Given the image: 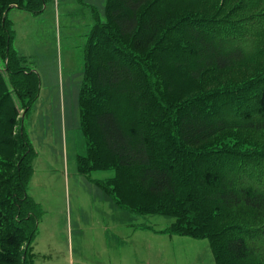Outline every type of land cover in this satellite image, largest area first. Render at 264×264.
<instances>
[{
    "label": "trees",
    "instance_id": "obj_1",
    "mask_svg": "<svg viewBox=\"0 0 264 264\" xmlns=\"http://www.w3.org/2000/svg\"><path fill=\"white\" fill-rule=\"evenodd\" d=\"M51 1L0 0V264L34 263L42 213L20 122L40 77L13 46L8 10L40 14ZM226 1L106 0L105 19L94 12L76 168L112 170L93 181L118 207L172 216L162 231L207 239L215 264H264V137L252 138L264 131V28L244 0ZM226 131L231 146L209 141Z\"/></svg>",
    "mask_w": 264,
    "mask_h": 264
},
{
    "label": "rangeland",
    "instance_id": "obj_2",
    "mask_svg": "<svg viewBox=\"0 0 264 264\" xmlns=\"http://www.w3.org/2000/svg\"><path fill=\"white\" fill-rule=\"evenodd\" d=\"M105 1L56 0L38 15L8 10L15 29L14 47L40 77L39 96L20 120L37 151L27 187L42 208L33 264H120L122 260L124 264H215L207 239L164 233L174 221L172 216L123 210L76 171L77 155L86 151L78 104L83 48L94 12L105 19ZM244 5L248 8L244 14L258 15L253 16L259 21L252 28H264V0H244ZM194 87L199 86L190 88ZM228 131L226 137L217 134L209 141L227 140L231 146ZM252 135L253 140L260 139L264 131ZM113 173L95 170L90 178L105 179Z\"/></svg>",
    "mask_w": 264,
    "mask_h": 264
},
{
    "label": "crops",
    "instance_id": "obj_3",
    "mask_svg": "<svg viewBox=\"0 0 264 264\" xmlns=\"http://www.w3.org/2000/svg\"><path fill=\"white\" fill-rule=\"evenodd\" d=\"M56 2V0H53V1H51V2H49L50 4L51 3H55ZM48 3V4H49ZM48 4H46L45 5V7L48 5ZM45 7H44V9H45ZM11 8H18V7H16V6H12ZM18 9H20V8H18ZM21 10H23V9H21ZM26 11V10H25ZM38 15V14H37ZM9 18V17H8ZM11 21V20H10ZM11 23H12V21H11ZM12 26H13V23H12ZM14 38H15V29H14ZM13 46H14V39H13ZM15 48V47H14ZM15 50H16V48H15ZM17 51V50H16ZM18 53V52H17ZM35 148V147H34ZM78 155H80V154H78ZM77 155V156H78ZM36 157H37V155H36ZM35 157V158H36ZM35 158L33 159V166L35 165ZM77 159V158H76ZM76 171H77V168H76ZM78 172V171H77ZM33 173H34V167H33ZM79 173V172H78ZM33 175V174H32ZM79 175H81L80 173H79ZM83 176V175H82ZM85 176V175H84ZM32 177V176H31ZM87 178H89L88 176H86ZM31 179V178H30ZM93 179H96V178H89L88 180H89V182H91L92 184H95V185H97L96 183H94V181H93ZM68 186H69V184H68ZM98 186V185H97ZM99 187V186H98ZM100 188V187H99ZM101 189V188H100ZM102 190V189H101ZM28 191H29V189H28ZM103 191V190H102ZM104 192V191H103ZM105 193V192H104ZM105 194H107V193H105ZM108 196H110V195H108ZM111 197V196H110ZM112 198V197H111ZM36 202H38V201H36ZM40 203V202H39ZM120 208V207H119ZM124 210V209H123ZM126 210V209H125ZM132 212V211H131ZM166 228V227H165ZM38 230H39V222H38ZM38 230H37V233H38ZM165 233V232H164ZM37 235V234H36ZM170 235V234H169ZM170 236H176V235H170ZM36 238V237H35ZM189 238H192V237H189ZM194 239H197V238H194ZM34 241H35V239H34ZM34 241H33V243H32V250H33V252H34V246H33V244H34ZM35 253V252H34ZM212 253V252H211ZM123 261V260H122ZM122 261H121V263L120 264H124V263H122ZM126 261V260H125Z\"/></svg>",
    "mask_w": 264,
    "mask_h": 264
}]
</instances>
